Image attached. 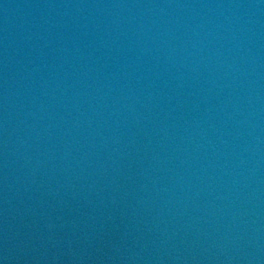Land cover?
<instances>
[{"label": "water", "instance_id": "obj_1", "mask_svg": "<svg viewBox=\"0 0 264 264\" xmlns=\"http://www.w3.org/2000/svg\"><path fill=\"white\" fill-rule=\"evenodd\" d=\"M0 264H264V0H0Z\"/></svg>", "mask_w": 264, "mask_h": 264}]
</instances>
